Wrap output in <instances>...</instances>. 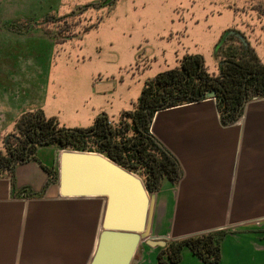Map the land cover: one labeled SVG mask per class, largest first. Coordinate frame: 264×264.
Wrapping results in <instances>:
<instances>
[{
  "label": "crops",
  "instance_id": "obj_1",
  "mask_svg": "<svg viewBox=\"0 0 264 264\" xmlns=\"http://www.w3.org/2000/svg\"><path fill=\"white\" fill-rule=\"evenodd\" d=\"M9 31L8 40L0 41V139L7 146L18 137L20 116L45 110L52 99L49 88L43 103L25 98L21 83L32 62L20 64V52L6 48L20 40L14 31L13 41ZM98 112L93 109L89 118L102 116ZM44 115L59 118L58 112ZM150 125L180 172L177 180L165 175L156 191V237L168 243L227 229L217 264H264V96L246 99L234 118L224 116L211 97L161 109ZM61 150L39 146L33 156L13 162V174L10 167L0 169V264L90 263L105 199L60 195L58 180L46 168L58 172ZM162 247L142 241L133 264H156ZM179 264L206 263L184 247Z\"/></svg>",
  "mask_w": 264,
  "mask_h": 264
},
{
  "label": "rangeland",
  "instance_id": "obj_2",
  "mask_svg": "<svg viewBox=\"0 0 264 264\" xmlns=\"http://www.w3.org/2000/svg\"><path fill=\"white\" fill-rule=\"evenodd\" d=\"M103 1L0 0V41L8 30L14 41L17 32L20 40L6 48L20 52V64L32 62L21 83L25 98L43 103L49 88L52 99L42 111L58 112L67 127L93 125V109L118 125L123 111L136 108L146 81L180 68L186 56L201 55L217 74L215 46L227 29L242 32L264 65V0ZM83 94L92 99L83 102Z\"/></svg>",
  "mask_w": 264,
  "mask_h": 264
},
{
  "label": "trees",
  "instance_id": "obj_3",
  "mask_svg": "<svg viewBox=\"0 0 264 264\" xmlns=\"http://www.w3.org/2000/svg\"><path fill=\"white\" fill-rule=\"evenodd\" d=\"M93 5L89 3L82 8ZM237 41L235 46L227 41L215 55L224 58L218 76L223 86L211 81L213 77L201 55L186 56L180 68L161 72L146 81L136 108L121 113L115 137L110 135L112 125L107 116H98L91 127L71 128L56 117H45L42 110L23 113L16 124L18 137L6 145L12 152H0V169L10 167L13 174L16 159L33 156L39 146L56 145L61 149L101 152L127 169L145 175L147 189L158 191L165 175L177 180L180 172L174 158L151 135L150 124L157 111L206 99L210 92L216 91L220 112L234 118L246 99L264 96V65L251 47ZM46 170L58 180L57 171ZM229 232L221 229L170 241L161 248L156 264H179L184 247H189L204 263L217 264L222 260V241Z\"/></svg>",
  "mask_w": 264,
  "mask_h": 264
},
{
  "label": "water",
  "instance_id": "obj_4",
  "mask_svg": "<svg viewBox=\"0 0 264 264\" xmlns=\"http://www.w3.org/2000/svg\"><path fill=\"white\" fill-rule=\"evenodd\" d=\"M114 0H104L108 5ZM245 46L248 40L236 29H227L215 46V54L230 36ZM216 91L208 94L215 98ZM58 158V184L64 197H101L105 199L102 230L89 264H133L136 253L147 240L165 246L153 226L156 192H150L145 180L101 152L62 149Z\"/></svg>",
  "mask_w": 264,
  "mask_h": 264
},
{
  "label": "flooded vegetation",
  "instance_id": "obj_5",
  "mask_svg": "<svg viewBox=\"0 0 264 264\" xmlns=\"http://www.w3.org/2000/svg\"><path fill=\"white\" fill-rule=\"evenodd\" d=\"M239 31V30H238ZM230 38V39H229ZM228 39H227V41L229 42V43H231L232 45H234L233 44V41H237V40H240L238 37H236V36H232V37H229ZM226 41V42H227ZM241 41V40H240ZM226 42H225V44H226ZM242 42V41H241ZM239 43V42H238ZM224 44V45H225ZM248 44H249V42H248ZM223 45V46H224ZM222 48V47H221ZM220 48V49H221ZM230 50H232V49H227V52L228 51H230ZM233 51V50H232ZM216 55V54H215ZM221 59H224V58H221ZM221 59H219V72H218V74H211L212 75V77H213V79H211V81H213L214 83H216L217 85H219V87L220 86H223L222 85V81L220 80V78H218V76H219V74H220V72H221V67H222V61L223 60H221ZM226 59V58H225ZM219 95H223V94H221V92H219ZM110 124L112 125V131L110 132V135L112 136V137H115L118 133L117 132H119V130H116V125H113V123H111L110 122ZM6 148H7V152H12V150H10V149H12V148H8L7 146H6Z\"/></svg>",
  "mask_w": 264,
  "mask_h": 264
}]
</instances>
